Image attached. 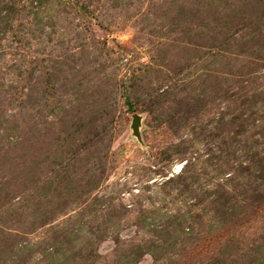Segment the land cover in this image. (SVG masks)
<instances>
[{
	"label": "rangeland",
	"instance_id": "374dc122",
	"mask_svg": "<svg viewBox=\"0 0 264 264\" xmlns=\"http://www.w3.org/2000/svg\"><path fill=\"white\" fill-rule=\"evenodd\" d=\"M0 264H264V0H0Z\"/></svg>",
	"mask_w": 264,
	"mask_h": 264
},
{
	"label": "water",
	"instance_id": "95a60500",
	"mask_svg": "<svg viewBox=\"0 0 264 264\" xmlns=\"http://www.w3.org/2000/svg\"><path fill=\"white\" fill-rule=\"evenodd\" d=\"M141 118L139 115L134 114L131 128L136 136L139 138V125H140Z\"/></svg>",
	"mask_w": 264,
	"mask_h": 264
}]
</instances>
